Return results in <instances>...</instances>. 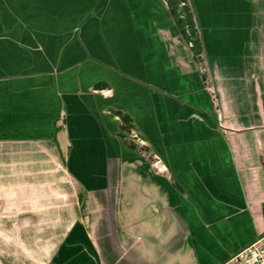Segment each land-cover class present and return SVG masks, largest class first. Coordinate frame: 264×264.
<instances>
[{"label": "crops", "instance_id": "1", "mask_svg": "<svg viewBox=\"0 0 264 264\" xmlns=\"http://www.w3.org/2000/svg\"><path fill=\"white\" fill-rule=\"evenodd\" d=\"M189 1L206 79L166 0H0V264H34L24 191L57 159L102 162L46 264H219L264 233V0ZM110 101L162 166L104 163Z\"/></svg>", "mask_w": 264, "mask_h": 264}, {"label": "rangeland", "instance_id": "2", "mask_svg": "<svg viewBox=\"0 0 264 264\" xmlns=\"http://www.w3.org/2000/svg\"><path fill=\"white\" fill-rule=\"evenodd\" d=\"M197 62L200 67L203 68V73L207 74V71L204 69L205 65L203 60ZM102 95L105 97L113 96L111 91H104ZM121 107L122 106L116 101L105 102L103 107L104 115L113 123L111 129L107 128V133L109 134H107V138L105 139L104 151L109 154V159L105 160L104 163L108 164V162L115 161L118 162L121 167H143L146 162L148 165L152 164L153 167L162 166V164L158 162L159 158L155 156L158 152V146L154 143L153 137H156H152L148 131L144 130L145 128H140L127 122L125 116L127 113L122 110ZM117 114H121V117L116 119L115 116H117ZM118 124L119 126L123 124L131 126L129 133L124 132L127 134L129 141L135 142L140 146H149L150 149L133 150L125 146L122 139L117 134L119 132L116 131ZM73 135L78 137L75 138L73 136L75 139L80 140L79 129H75ZM75 145L76 149L81 152L88 150L91 152L96 151L95 144L85 145L82 142H78L74 144V146ZM101 162L102 161H97L95 159L81 160L80 166L85 167L89 170V173L92 174L90 176L87 175V181L85 180L86 176L76 175L74 171L72 174H69V161L64 163L61 159H57L55 162L56 171L54 177L46 176L42 172V169L39 170L40 172L37 175L28 177L27 182L31 183V180H33L32 183L38 186H35V189L30 191L25 189L23 206L24 222L18 226L20 228L22 226L24 232H34L36 234H34L35 237L39 235V240L22 241L25 252L27 251L26 248H31L32 243L35 245L34 247L38 249L36 256H34V264H46L49 262L53 250L64 243V233L70 231L71 218L80 215L82 200H94V196H91L86 190L90 186L91 188L93 185L96 186V176L93 175V172L97 167H101V165H99ZM48 181H50V183H48ZM2 242L5 244V241ZM16 246L21 248L20 241H7V247L9 249ZM31 258L32 257H27L25 255V263L27 262L26 259H29V263H31Z\"/></svg>", "mask_w": 264, "mask_h": 264}, {"label": "trees", "instance_id": "3", "mask_svg": "<svg viewBox=\"0 0 264 264\" xmlns=\"http://www.w3.org/2000/svg\"><path fill=\"white\" fill-rule=\"evenodd\" d=\"M169 6L170 13L181 32L184 39L190 44L193 51L194 58L197 61L203 60L204 46L200 31L197 26L194 11L189 0H166ZM207 74L203 73V78L206 79ZM95 89H107L110 88V84L105 80H99L94 84ZM127 120H130L129 115L126 114ZM131 126L128 124L121 125L122 132L119 135L123 138L124 143L132 149L149 150V146L142 145L129 141L127 134L129 133ZM263 214H264V203H263Z\"/></svg>", "mask_w": 264, "mask_h": 264}, {"label": "built area", "instance_id": "4", "mask_svg": "<svg viewBox=\"0 0 264 264\" xmlns=\"http://www.w3.org/2000/svg\"><path fill=\"white\" fill-rule=\"evenodd\" d=\"M219 264H264V233Z\"/></svg>", "mask_w": 264, "mask_h": 264}]
</instances>
